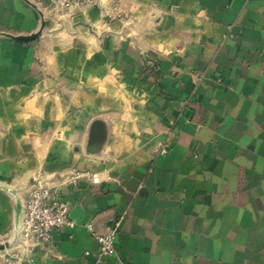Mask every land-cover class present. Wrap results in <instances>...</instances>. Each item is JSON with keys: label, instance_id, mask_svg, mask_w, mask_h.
Segmentation results:
<instances>
[{"label": "crops", "instance_id": "crops-1", "mask_svg": "<svg viewBox=\"0 0 264 264\" xmlns=\"http://www.w3.org/2000/svg\"><path fill=\"white\" fill-rule=\"evenodd\" d=\"M39 8L0 35V239L43 176L75 226L31 264H264V0Z\"/></svg>", "mask_w": 264, "mask_h": 264}, {"label": "built area", "instance_id": "built-area-1", "mask_svg": "<svg viewBox=\"0 0 264 264\" xmlns=\"http://www.w3.org/2000/svg\"><path fill=\"white\" fill-rule=\"evenodd\" d=\"M40 7L47 3L55 10H70L85 5H100L101 0H30ZM78 178L75 174L73 179ZM97 174L91 176L94 184L100 182ZM122 217L113 223L106 235L94 230V226L87 225L89 231L94 232L96 239V256L98 259L111 257L116 254L115 240L119 232ZM75 222L69 217L67 204L59 196V192L50 181L43 176L36 177L29 187L27 196L20 203L19 218L13 225L11 232L0 243L8 242L9 248L0 251V263L31 264L26 254L36 246L46 245L51 241L52 233L60 228L72 229ZM86 255L88 252L85 253Z\"/></svg>", "mask_w": 264, "mask_h": 264}, {"label": "water", "instance_id": "water-1", "mask_svg": "<svg viewBox=\"0 0 264 264\" xmlns=\"http://www.w3.org/2000/svg\"><path fill=\"white\" fill-rule=\"evenodd\" d=\"M21 1L38 12V14L40 16V21H41L40 28L38 29V31L36 33H34V34L30 35V36H13V35L6 34V33H0V35H3L5 37H7V38H10V39H12L14 41L27 42V41L35 39L36 37H38L41 34V32H42V30H43V28L45 26V18H44V15H43L42 11L40 10V8L35 3L31 2L30 0H21ZM18 210H19V213H20V203H19V206H18ZM114 222H112L110 224V226L104 232H98L96 230L95 226H94V230L104 236V235H106L109 232V230L111 229V227H112ZM7 248H9V243L8 242L0 243V251H3L4 249H7Z\"/></svg>", "mask_w": 264, "mask_h": 264}]
</instances>
